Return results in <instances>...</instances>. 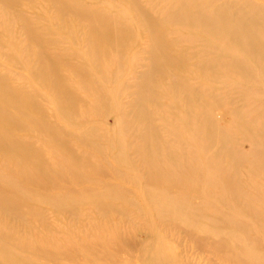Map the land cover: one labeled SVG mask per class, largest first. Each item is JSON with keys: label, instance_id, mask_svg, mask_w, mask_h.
Wrapping results in <instances>:
<instances>
[{"label": "bare ground", "instance_id": "bare-ground-1", "mask_svg": "<svg viewBox=\"0 0 264 264\" xmlns=\"http://www.w3.org/2000/svg\"><path fill=\"white\" fill-rule=\"evenodd\" d=\"M26 1L36 2L0 0V264H35L42 254L59 264L66 254L68 264H77L71 255L79 250L87 257L83 264H100L107 241L95 251L67 238L78 233L77 224L139 209L126 205L134 198L132 184L162 223L186 221L220 263L249 264L250 255L253 264H264V124L244 134L255 148L244 154L224 129L221 115L229 104L213 90L216 63L225 79L238 71L264 83V1L170 0L162 17L150 2L130 0L148 47L127 107L109 85L134 43L130 19L116 11L120 0L44 1L56 11L44 19L81 27L86 47L77 45L82 38L74 32L42 28ZM165 92L159 119L150 104ZM109 112L115 167L105 158L102 123ZM233 115L241 120L239 111ZM52 208L60 223L48 220ZM70 214L78 220L69 222ZM148 251V258H137L141 264H167L159 243Z\"/></svg>", "mask_w": 264, "mask_h": 264}, {"label": "rangeland", "instance_id": "rangeland-1", "mask_svg": "<svg viewBox=\"0 0 264 264\" xmlns=\"http://www.w3.org/2000/svg\"><path fill=\"white\" fill-rule=\"evenodd\" d=\"M44 1L45 0H36V2H25V6H30L31 8L29 10L33 12L37 16L36 18L43 23L41 24V27L58 28L59 32L63 33L74 32L73 36L80 35L79 37L82 38V42L78 43L77 45L86 47L87 42L84 40L85 36L83 32L79 30L81 29V27L77 28L78 30H76L72 26H67L63 23L62 25H59L57 21L54 22L52 21V19L48 20L49 18L54 16L56 11L51 3L47 4ZM87 1L91 2L92 0ZM112 1L118 2L117 0ZM145 1L147 3L150 2L151 7L154 8L159 15H162V17L167 16L168 10L163 12L162 10H164L165 7L169 5L170 0ZM132 3L133 2H130V0H120V3L116 8V11L123 10V14L127 15V18L130 19L129 24L132 28H134L135 35H133L132 37L134 43H132L127 49V53H129V55H126L122 60L120 72L117 75L113 76L112 81H110L111 83L109 84L112 86V88L115 89L117 96L126 107L131 97H134L135 95L134 91L136 90V83L139 77L136 75L143 69L144 63L147 61V59L145 58V52L147 51L148 47V36L146 34V28L143 25L141 18H139L135 10H133ZM0 12H2L1 9ZM42 15H44L48 19L45 20ZM11 22L14 26V29H20L19 34H23L20 23L17 20H11ZM47 24H50L51 26H47ZM8 25L9 24H7V26ZM171 29L175 31L182 30L178 27V25H172ZM191 33H189V35H191ZM67 43L68 39L66 40L65 44ZM195 61L196 59H193L192 61L194 64H192L191 67L193 69L195 67ZM257 67L260 69L259 66ZM215 70L217 71V75L219 77L216 81H213V90L215 91L216 96H218L219 101L225 100L227 104H229L224 106L227 111L224 109L221 115L226 118L224 119V129H229V133L237 138L238 142L234 145L238 149H241L244 154L251 155L253 154L252 152L255 148L253 149L251 147L250 135L244 134L248 133L247 131H249L251 127L255 128L256 126H262V124H264V108L263 113H260V110L264 106V104L261 105V103H264V83L254 81L251 82L250 80L246 79L245 75L238 71H234L235 76H232L233 78L225 79L223 77V74H221V70H223V67L217 65V63L215 64ZM130 72H132V75L134 76L131 75L130 77ZM248 84L253 85L254 88L246 89L248 87ZM155 88L158 90L159 86L156 85ZM161 90L163 89L161 88ZM176 93L178 96H180L179 92ZM222 93H225V96H223ZM164 97H166V92L164 93V95L162 94L161 99H158L155 102L151 101L150 104V106H153L154 112H158L159 119L163 117L162 109L164 107L165 109L167 108L166 105H164V103H166ZM245 100L249 103L245 102ZM235 111H239L241 115V117L237 116L238 119L241 118L239 122L235 121L234 119L235 116L233 115V112ZM111 113L109 112V116L106 117L105 121H103L102 124L107 130L106 153L109 157L105 158L109 159V161L106 163L110 164L109 167H115L117 165H115L114 157L118 155V152L116 150V144L111 137V133L113 132L114 128H116L115 120H113V115ZM157 121L162 124L160 120ZM236 122L237 125L235 124ZM132 123L134 124L135 121H133ZM169 137L170 136L168 134H165L164 136V138ZM111 143H113L112 147L109 146V144ZM173 148L176 149L178 148V146L173 145ZM129 152L131 157L136 158V154L132 150L128 151V153ZM163 157L164 155L161 158ZM108 172L114 174V172H112L111 170H108ZM208 172L211 175H213L212 173H214L213 170H210ZM245 175H248V172H246ZM142 177L144 176L142 175ZM108 178L113 179L112 176H109ZM131 186L136 187L133 188V194L130 195L134 198L130 202L126 201V205L134 208L138 204L139 209L134 208L136 209V211L132 210V212H130V210H127V213L125 215H122V213L116 214L112 212L114 213V215L116 214L118 216H102V219L104 221L101 220V222L98 224L87 223V221L85 222V224H77L76 226L80 230L76 235H70L69 238H67L69 239V242L76 245L78 243L82 244V242H86L87 244H90L93 248H95V251H99L100 248L98 246V242L102 239H104V241H107V248L104 247L101 251H99L102 259V262H100V264H107V262H110L112 260H115L118 264H141L137 260V258L140 256L143 258H148L150 251V249L148 251V244L150 248L153 246L156 247V244L158 243L165 251L167 264H223L220 263V260H222L220 256H217L215 258V256L210 253L211 248L208 246L209 244L207 245V242L195 241V239L193 238V230L185 227L186 221L182 219H179V221L165 220L164 223H162V221L157 217L158 214L150 209L149 205L145 201H141L140 187L134 184H132ZM254 191H256V189L252 190V192ZM258 194H256V196ZM43 206L49 208L50 205L43 204ZM232 208L236 210L235 206H233ZM54 210V208L51 209V218L48 220L53 219L56 223H60V217L59 215L55 214ZM16 220L17 224L24 223V220L18 217L15 218V221ZM73 220L77 221L78 218L77 216L70 214L68 216V221L73 222ZM105 220H111L112 222L109 221L105 223V225H101L105 222ZM218 222L220 223V221ZM26 225L30 226V223L27 222ZM113 237H116L118 241L115 242ZM235 241L237 240L235 239ZM239 248L242 249L241 247ZM66 256V254H63V262H60V264H68L70 260L72 261V259L69 260L68 258H66ZM71 256L75 258L74 261L77 264H83L85 261H87L86 254L83 253L82 255L81 250ZM246 258L249 261V264H253V262H255V260L250 255H248V257ZM36 260L37 261L35 264H59L55 258L53 259L49 256L46 257L43 254L37 257ZM153 264H159V262L155 261Z\"/></svg>", "mask_w": 264, "mask_h": 264}]
</instances>
